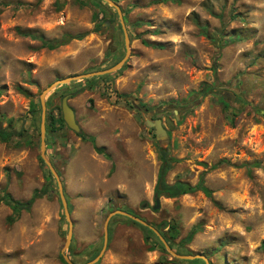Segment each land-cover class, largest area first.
<instances>
[{
	"label": "rangeland",
	"instance_id": "obj_1",
	"mask_svg": "<svg viewBox=\"0 0 264 264\" xmlns=\"http://www.w3.org/2000/svg\"><path fill=\"white\" fill-rule=\"evenodd\" d=\"M114 1L129 36L124 64L46 96L45 153L73 221L65 254L87 262L102 247L106 216L122 209L168 236L180 254H203L210 264H264V0ZM68 33L82 37L53 49L40 38ZM125 53L117 11L104 0H0V125L17 132L0 141V198L4 188L21 201L44 192L12 223L0 201V264H68L61 254L68 222L40 155L39 94ZM64 95L79 131L61 120ZM143 111L161 120L166 147ZM79 132L93 135L110 158ZM160 147L171 158L166 181L196 189L161 195L153 209ZM141 225L113 215L107 248L94 264L200 263L173 257ZM194 226L199 230L184 243Z\"/></svg>",
	"mask_w": 264,
	"mask_h": 264
},
{
	"label": "water",
	"instance_id": "obj_2",
	"mask_svg": "<svg viewBox=\"0 0 264 264\" xmlns=\"http://www.w3.org/2000/svg\"><path fill=\"white\" fill-rule=\"evenodd\" d=\"M105 2H107L109 5L113 6L118 14L119 17V21H120V25L124 34V43H125V47H126V53L125 55L119 60L117 61L115 64L104 68L102 70H96V71H91V72H85V73H80V74H73V75H69L60 79H57L53 82H51L48 86H46L45 88L42 89L41 93L39 94V102H40V106H41V117H40V148H41V158L44 160V162L46 163L48 169L50 170V172L52 173V175L55 177L57 185H58V190H59V197H60V201L64 210V214L66 217V220L68 222V231H67V238L65 241V244L61 250V254L63 259L68 263V264H75L67 254H65V250L68 249L71 241H72V237H73V221L71 218V214L68 208V201L67 198L65 196L64 193V187H63V183L61 180V177L58 173V171L56 170L55 166L52 164V162L47 158L46 153H45V146H46V142H45V129H46V124H45V118H46V96L48 95V93L50 91H52L56 86L60 85V84H65V83H69L72 80H79V79H83V78H88V77H92V76H97V75H104V74H109L112 73L116 70H118L126 61L127 56L129 54V36H128V32H127V28L125 26V22L123 19V12L122 9L120 7V5L118 3H116L114 0H104ZM104 26H106V23L104 24ZM61 110H62V117L65 121V123L68 125L69 128L73 129L74 131H79L80 130V126L76 120V116H75V111L72 108V106L69 104L68 102V96L64 95L62 97L61 100ZM151 112H146L143 111V116L145 118L146 123L149 126H153L155 128L156 131V135L157 138L162 142V146L166 147V130L163 127L161 120L158 118L152 119L151 118ZM160 207V202H159V198L155 199V204L153 205V209H158ZM115 214H122L125 215L129 218H131L132 220L139 222L140 224L147 226L148 228H150L159 238V240L162 242L163 246L166 248V250L175 258L178 259H195V258H200L203 259L205 261V264H210L209 260L206 258V256H204L203 254H180L178 252H176L175 250H173V248L169 245V243L167 242L166 238L161 234V232L156 229L152 224L148 223L146 220H144L143 218L136 216L134 214H131L130 212H127L125 210L122 209H115L113 211H111L105 218L104 221V234H103V241H102V247L100 249V251L98 252V254L88 260L87 262H84L82 264H94L96 263L102 256L103 252L106 250L107 248V244H108V224H109V220L110 218L115 215ZM161 264H177L174 261L168 260L166 262H163Z\"/></svg>",
	"mask_w": 264,
	"mask_h": 264
},
{
	"label": "trees",
	"instance_id": "obj_3",
	"mask_svg": "<svg viewBox=\"0 0 264 264\" xmlns=\"http://www.w3.org/2000/svg\"><path fill=\"white\" fill-rule=\"evenodd\" d=\"M102 29H103V24L97 25L95 27L96 31H101ZM81 37H82L81 34H69L68 33V34H64L59 39L45 40V39H43L40 36V38L42 39L43 45L46 46L49 49H53V48H56V47H58V46H60V45H62L64 43H67L71 39H79ZM18 91L23 93V94H25V95H27L26 90L23 89L21 86H18ZM36 105L37 104L33 100H31L30 101L29 112H31L33 114V112L36 111ZM61 120L64 121L63 117L61 118ZM16 133L17 132H16L15 129H13V128H3L0 125V141L1 142L10 141L11 138ZM79 135L83 139L89 140L92 143L93 148H94V150L96 152L102 153L107 158H110V155L105 152L104 147L98 146L95 143V137L93 135H86L84 132H79ZM159 158H160V162L161 163H160V166H159V169H158L156 182H155V185H154V188H153V196H154L155 199L158 198L161 195H165L166 197H176L178 195H181L183 193H186V192H189V191H193V190L196 189V187H192V186L188 185L187 183H184V182H181V181H176L174 183H168L166 181V173L171 168V158L168 155L167 148L160 147V149H159ZM197 188H201V186H198ZM2 191H3V193H2V196L0 198V201H3L12 211V213L7 218L9 223L14 222L18 218L19 214L22 211H29L31 209L33 203L35 202V200L37 198L41 197L43 195V193H44L43 190L35 189L33 191L32 195L30 196V198H28L25 201H21V200L15 199L9 192L6 191L5 188ZM136 223H138V222H136ZM164 224L165 223H163V225ZM198 230H199L198 226L192 227L191 230L188 232V234L183 239V242L184 243L185 242H189ZM161 234L166 238L167 242L172 247V243L170 241V238L168 236H165V234H163L162 232H161ZM155 237L159 240V238L157 236H155ZM159 243L162 244V242L160 240H159ZM97 254H98V252L95 255H93L92 257H90L88 260L94 258ZM182 260L183 261H190V262H197V263L200 262L201 264H204V261L202 259H200V258H195V259H191V260L190 259H182Z\"/></svg>",
	"mask_w": 264,
	"mask_h": 264
},
{
	"label": "crops",
	"instance_id": "obj_4",
	"mask_svg": "<svg viewBox=\"0 0 264 264\" xmlns=\"http://www.w3.org/2000/svg\"><path fill=\"white\" fill-rule=\"evenodd\" d=\"M109 238V237H108ZM112 240V239H111ZM111 240L109 239V243L111 242ZM89 245L91 244V249H95L96 245H97V241H91V242H88ZM92 257V256H91Z\"/></svg>",
	"mask_w": 264,
	"mask_h": 264
}]
</instances>
